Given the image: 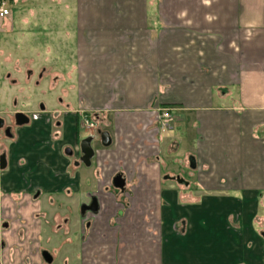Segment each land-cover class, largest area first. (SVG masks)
<instances>
[{"label":"crops","instance_id":"0c3cea01","mask_svg":"<svg viewBox=\"0 0 264 264\" xmlns=\"http://www.w3.org/2000/svg\"><path fill=\"white\" fill-rule=\"evenodd\" d=\"M2 1L0 112L33 116L1 173L6 263L264 264V0ZM57 86L77 106L37 109Z\"/></svg>","mask_w":264,"mask_h":264},{"label":"flooded vegetation","instance_id":"af4514ba","mask_svg":"<svg viewBox=\"0 0 264 264\" xmlns=\"http://www.w3.org/2000/svg\"><path fill=\"white\" fill-rule=\"evenodd\" d=\"M9 83L12 85L14 82L11 80ZM30 98H31V96H30ZM18 100H19V98H17V97L16 98H13V97L9 98V103L7 104V106H5L3 108L1 107L2 112H0V264H7L6 261L4 260L6 253L9 252L10 250L12 251L15 248V246H13V248H11V249L8 247L7 239L9 237H12L15 235L13 230H14V224L16 221V217H14V215L8 214L7 210H5L4 207H2L3 202H6L9 200V201H12L13 203H15V201H17L15 198H13L15 196L14 193L13 194L12 193H4L2 191L1 173H3L4 171H6L8 169L9 148H11V145H13L17 141V131L21 128H24V127H30L31 123H32V117H33L31 114L26 113V112H21L19 110ZM39 104L36 106L37 109L38 108L44 109V104L43 103H39ZM8 106L9 107L12 106L13 110H8L7 109ZM17 114H21L25 118L24 123H22V124L18 123ZM82 128L91 132L96 128V126L93 122H89L88 120L85 119L82 122ZM90 139H91V137H90ZM77 151H80V153H82L80 150V144H79V148H76V152ZM65 153H68V155L70 157L73 156V150L70 148H66ZM80 162L81 163L84 162L82 159V155H81V161ZM38 197H39V192L35 190L30 194L29 199H30V201H33L35 203V201L38 199ZM18 200H20V199H18ZM93 205H95V208H96L97 204H96L94 199H91L90 202H88L86 204H82L79 208V216H85V215L87 216L89 214L94 215L96 213L97 208L94 211L88 209L90 207H93ZM44 252H47V250L41 249L39 251L40 258H42V260H44V257H43ZM50 258H51V256H50ZM44 262H46V261L44 260ZM10 264H12V263L10 262ZM24 264H31V263H29L28 260H25Z\"/></svg>","mask_w":264,"mask_h":264},{"label":"rangeland","instance_id":"374dc122","mask_svg":"<svg viewBox=\"0 0 264 264\" xmlns=\"http://www.w3.org/2000/svg\"><path fill=\"white\" fill-rule=\"evenodd\" d=\"M16 35V34H15ZM28 35H25V38H27ZM15 39L18 40L19 42H22L23 39H21L20 37L15 36ZM29 39V38H28ZM44 84V83H43ZM61 86L63 88H66V85L63 83H61ZM59 87L57 86V89L52 90L51 89V94L46 93L44 95L38 94L35 95L34 99H37V101L41 100V103H45L47 106L51 105V109L54 107H60L61 106V101L62 102H68L70 103L72 106H77V102H78V97L75 96L74 94H71V92L69 93V96H63V94L61 93V91H59ZM18 102L20 103L21 101L18 100ZM36 105V104H35ZM40 105V104H39ZM2 108L4 107L3 104L1 105ZM20 107V105L18 104V108ZM8 110H13V107H9L7 108ZM185 165H187V163H185ZM186 171H188V165L186 166ZM49 250H51V248H48Z\"/></svg>","mask_w":264,"mask_h":264},{"label":"water","instance_id":"95a60500","mask_svg":"<svg viewBox=\"0 0 264 264\" xmlns=\"http://www.w3.org/2000/svg\"><path fill=\"white\" fill-rule=\"evenodd\" d=\"M17 120H18L19 124H22L25 122V118L21 114H17ZM100 137H101V144L103 146H107L109 144L108 134L106 132H102ZM90 141H91L90 138H86V139L82 140L80 143V150L83 153V161L84 162H86L92 155V150L90 147ZM175 180L177 182H180V183H185L183 180H181L179 178H176ZM114 185L117 187H121L123 185V180L119 176L116 177L114 180ZM88 209L94 211L96 208H95V205H93V207H90ZM43 257L47 263L51 262V258L47 252L43 253Z\"/></svg>","mask_w":264,"mask_h":264},{"label":"built area","instance_id":"2783aa9c","mask_svg":"<svg viewBox=\"0 0 264 264\" xmlns=\"http://www.w3.org/2000/svg\"><path fill=\"white\" fill-rule=\"evenodd\" d=\"M9 16V10L6 8V3L4 1L0 2V18H5ZM161 119V126L166 127L169 120H170V114L166 109L160 110V118Z\"/></svg>","mask_w":264,"mask_h":264}]
</instances>
